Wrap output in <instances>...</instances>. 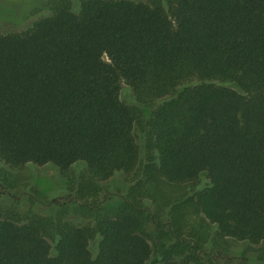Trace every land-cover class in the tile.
I'll use <instances>...</instances> for the list:
<instances>
[{
    "label": "trees",
    "instance_id": "1",
    "mask_svg": "<svg viewBox=\"0 0 264 264\" xmlns=\"http://www.w3.org/2000/svg\"><path fill=\"white\" fill-rule=\"evenodd\" d=\"M77 1L0 32V160L131 185L93 227L55 226L53 246L44 219L5 212L0 264H201L152 244L145 215L155 189L200 175L189 203L218 236L263 241L264 0Z\"/></svg>",
    "mask_w": 264,
    "mask_h": 264
},
{
    "label": "rangeland",
    "instance_id": "2",
    "mask_svg": "<svg viewBox=\"0 0 264 264\" xmlns=\"http://www.w3.org/2000/svg\"><path fill=\"white\" fill-rule=\"evenodd\" d=\"M54 1L0 0V32L26 28L47 12ZM77 5L78 1L74 8ZM119 98L126 105L135 107L143 120L147 119L149 109L138 103L125 81L120 83ZM137 142L142 157H145L140 135ZM84 170V166L76 164L65 177L50 164L29 163L13 167L0 160V216L12 211L24 219L34 216L44 219L50 229L48 239L52 246L57 225L70 223L93 227L98 217L111 214L125 199L131 178L116 175L98 182V190H92L83 182ZM207 184L206 177L200 175L191 183L162 185L154 190L155 199L146 198L145 215L149 217L147 231L151 243L172 250L171 247H176V254L190 253L197 256L201 264H264V240L252 244L222 238L218 236L216 226L190 205V197L194 199ZM179 215L178 222L176 216ZM97 242V237L91 240L90 248L94 249ZM179 245H187V251Z\"/></svg>",
    "mask_w": 264,
    "mask_h": 264
}]
</instances>
